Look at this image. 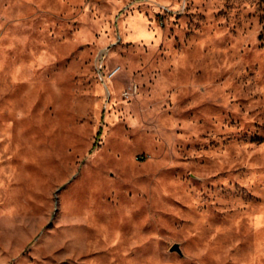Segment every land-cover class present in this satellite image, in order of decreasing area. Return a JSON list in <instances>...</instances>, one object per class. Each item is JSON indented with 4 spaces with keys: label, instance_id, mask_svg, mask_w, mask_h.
Listing matches in <instances>:
<instances>
[{
    "label": "rangeland",
    "instance_id": "1",
    "mask_svg": "<svg viewBox=\"0 0 264 264\" xmlns=\"http://www.w3.org/2000/svg\"><path fill=\"white\" fill-rule=\"evenodd\" d=\"M0 264H264V0H0Z\"/></svg>",
    "mask_w": 264,
    "mask_h": 264
},
{
    "label": "water",
    "instance_id": "2",
    "mask_svg": "<svg viewBox=\"0 0 264 264\" xmlns=\"http://www.w3.org/2000/svg\"><path fill=\"white\" fill-rule=\"evenodd\" d=\"M171 251H176L178 253H180V248L178 246V244H173L170 248Z\"/></svg>",
    "mask_w": 264,
    "mask_h": 264
}]
</instances>
